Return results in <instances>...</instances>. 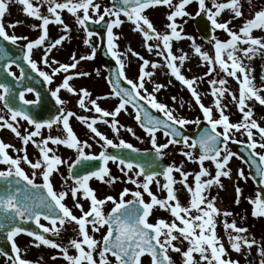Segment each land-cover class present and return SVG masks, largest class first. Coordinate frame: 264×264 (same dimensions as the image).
I'll return each mask as SVG.
<instances>
[{
	"label": "snow or ice",
	"instance_id": "snow-or-ice-1",
	"mask_svg": "<svg viewBox=\"0 0 264 264\" xmlns=\"http://www.w3.org/2000/svg\"><path fill=\"white\" fill-rule=\"evenodd\" d=\"M12 2L20 4L23 13L28 17L41 21L39 25L31 26L33 30L37 27L41 29L38 38L28 40L26 36L9 34L6 30L21 23L15 21L5 25L3 22ZM195 2L198 7L192 14L186 10V6L192 4L193 0H111V6L104 7L97 0H36L35 4L32 0H0V40L13 46L24 40L25 43L19 45L22 59L27 62L32 72L43 78L44 83L51 84L54 76L64 73L61 83L54 89H49L51 98L59 107L56 114L48 118L33 111L34 107L43 108L40 93H37L35 100H26L24 92H20L19 100L23 106H17L12 88L6 83H0V102L6 110V114H0V130H9L22 145L21 148H15L0 139V164L6 166L0 169V236H3L5 243L10 244V251L14 254L9 255L0 245V255L6 256L10 264H39V260L43 259L40 257L33 262L21 257V249L16 242V237L21 234L31 237V244L36 248L46 246L58 250V254L50 258H61L66 264H144V257L148 258V264H175L170 252L179 254L181 264H240L239 260L231 258L229 251L242 254L247 260L254 245L260 258L259 264H264V242L248 234V229L238 226L235 219L229 222L227 217L233 216V213L221 211L216 206V197L210 191L213 187L223 189L221 178L231 179L229 162L237 154L229 148V143H241L248 156L247 159L239 158L250 169L255 168V174L250 175L259 189L254 197L246 199L252 206L251 215L254 218L264 217V126L254 118L250 103L256 102L264 106V74L260 77L261 83L255 84V77L252 75L254 69L250 64L244 63L245 60L251 62L257 56H264V37L252 35L254 29L264 32V7L252 12L249 18L244 15L241 0H210V6L206 0ZM247 4L252 7V0H247ZM156 6L169 9L163 32L158 31L145 14L147 9ZM42 8L45 9L44 12L41 11ZM224 10L230 14L228 20L219 19ZM64 11L74 18L75 25L85 34L83 43L90 48L88 54L78 58L73 52L69 63L50 58L53 50L62 46V42L68 39L71 32L70 26L62 19L61 14ZM202 14L210 22L212 35L208 42L214 49V56L203 51L195 37L184 33L183 25L187 23L184 18L196 19ZM106 17L109 19L106 20ZM177 18H181L182 22L178 23ZM237 18H242V24L234 29L230 25ZM102 22L106 34V54L115 60L118 67L114 70V78L110 73L106 81L110 92L92 98L88 89H77L70 84V81L88 77L91 73L70 70L77 69L81 61L95 58L97 46L92 44L91 38L96 33L90 30V25H101ZM125 22L133 25L132 31L141 35L147 52L161 57L162 63L146 59L131 46L124 52L119 50L116 41L120 37L114 33V29ZM50 24L59 26L64 34L49 40ZM216 30H223L228 39L217 38ZM183 39L191 42L193 52L207 66L204 76L212 77L218 66L226 78L230 77L237 82L238 95L226 87V78H210L207 83L211 86L210 94L214 99L211 107L205 106L196 87L202 77L188 78L182 74L184 62L190 57L183 50H179V55L173 51V42ZM37 48L42 49L40 63L50 68L51 73L42 70L38 62L32 59L33 51ZM8 55L7 46L0 45V59H5ZM129 55L139 61L135 79L126 75L125 61L129 59ZM11 63H15V60H9L4 65L5 70ZM17 67L20 65L17 64ZM161 67L166 68L170 77L186 87L202 113V118L198 116L190 120L174 114L177 112L176 108H170L158 101L156 94L167 85L155 83L152 91L145 87L146 82L154 76L155 70ZM149 68L151 70H147ZM24 74V69L21 68V75L17 80L23 79ZM7 75L14 76V73L8 71ZM96 75H100L98 70ZM168 84H171V80ZM62 89L78 96L77 104L80 109L98 115L90 118L66 110V101L60 96ZM25 91L32 92L33 89L27 88ZM229 97L241 114L238 122L230 121L226 114L228 105L222 103ZM112 98L117 99L118 103L110 111L98 103L99 100ZM171 99L175 102L177 97L173 96ZM128 105L133 109V119L150 140L151 150L148 152L141 153L140 149L124 139L114 142L96 127L98 123L107 125L117 138L121 128H124L140 140L131 127H124L117 119L122 111H128ZM179 107L182 108L183 103ZM150 108L157 110L162 117L154 116ZM213 109L217 113L215 116ZM73 117L86 127L92 134L91 138L99 144L98 153L86 151L92 148V144L78 138L70 125V118ZM202 121L206 122L207 127L200 131L198 137L193 139L184 135L183 129L186 125H200ZM21 122L30 126L23 133L20 130ZM54 126L61 129L62 135L51 134ZM44 130H47V135ZM157 133H162L166 141L158 143ZM237 133L245 136L246 140L237 141ZM29 144L37 152L34 160L29 158L27 152ZM177 145L181 146L180 154L187 161L198 164L197 172L184 171L183 164L162 165L163 157L167 155L166 150L169 146ZM61 146L71 150L74 158L70 156L64 159L58 155L57 151ZM9 148L17 153L15 157L8 153ZM109 148L117 151L110 152ZM206 161L211 162L214 170L205 167ZM109 162L116 165L121 176L112 175ZM22 164L32 170L31 174L25 171ZM62 165L67 169L66 175L60 173ZM54 173L61 177L59 191L53 184ZM174 173L179 174V180ZM38 175L41 183L36 182ZM190 175L194 176V185L188 183ZM236 176L237 181L249 179L242 168L237 170ZM158 177L163 178V183ZM93 179L108 186L117 182L131 184L135 186V190L124 187L118 197L106 195L100 198L90 186L89 182ZM153 184L160 191L166 192L164 198L153 193L150 187ZM176 184L182 185L190 196L186 206L180 203L179 190L174 187ZM234 191V203L239 205L243 190L238 183ZM145 194L149 197L148 201L145 200ZM69 196L79 215L74 214L73 208L65 203ZM129 196L131 199H126ZM81 201H87V209ZM109 203L112 207L105 213L104 206ZM156 208L167 211L172 219L166 221L157 218L155 222H150L149 218ZM219 217H224L222 226L228 248L217 234ZM41 219L47 221L48 225L41 223ZM29 223L34 227H26ZM66 224L73 225L74 232L73 238L66 245L57 243L46 235L58 237ZM102 229L104 231L97 239L95 234L101 233ZM70 248L75 250V254L69 253Z\"/></svg>",
	"mask_w": 264,
	"mask_h": 264
},
{
	"label": "rangeland",
	"instance_id": "rangeland-1",
	"mask_svg": "<svg viewBox=\"0 0 264 264\" xmlns=\"http://www.w3.org/2000/svg\"><path fill=\"white\" fill-rule=\"evenodd\" d=\"M176 2V0H174ZM219 2H227V0H219ZM243 4V12L245 17L250 18V14L254 12L255 10H258L260 7H264V0H252V7H249L247 4V0H241ZM206 3H209L210 6V0H206ZM17 8L16 12L18 13L17 17L21 14L22 6L15 3ZM103 5L102 7H104ZM197 4L195 0H193V3L186 6V10L192 14H194L197 11ZM169 11L165 6H156V7H150L145 11V14L149 17V19L153 22L154 26L157 28L158 31L163 32L164 25L166 24V14ZM11 18L13 17V13L10 12ZM14 18L16 21L23 22L22 19ZM230 18V14L227 10H224L221 13V16L219 19L221 20H228ZM121 19H125L124 17H121ZM187 19V23L183 25L184 33L190 34L196 39V43L199 44L203 51H207L209 55L214 56V49L212 45L208 42L209 39H206L196 28L195 21L196 19ZM177 22L181 23V18H177ZM20 25L24 28L26 26L24 24ZM210 24V22H209ZM242 24V18H237L232 20V23L230 27L238 28ZM33 25L32 22L28 25L27 31H31V26ZM133 25L129 22H125L122 24L119 28L114 29V33H116L120 38L116 41L118 48L121 52H124L128 46H131L133 50L143 55L146 59H149L150 61H155L158 63H162V58L157 57L154 54L148 53L146 48L143 46V40L140 34L135 33L132 31ZM215 35L220 40H226L228 39L226 33L223 30H216ZM252 35L254 37H264V32L260 30L254 29L252 32ZM85 37L83 35H76L75 37L68 36V39H66L62 46H59L56 49V52L50 56V58H55V60L61 62V63H69L70 56L74 52L77 58L80 55H86L90 52V48L83 43ZM92 44L97 46V52L96 56L93 60H85L81 61L78 65L77 69L70 70L71 72H77V71H87L90 72L91 75L88 77H81L78 79H74L73 81H70V84H72L74 87L79 89L80 87H84L88 89L92 93V98H95L96 96H103L110 92V86L106 82L108 79V74L105 71L103 65L101 64L100 58H98V47L100 42L96 40L94 37L91 38ZM152 43V42H150ZM179 50H183V52L188 53L190 59L186 60L184 62L183 68H182V74H184L186 77H202L201 80L197 82V90L202 98V102L205 104V106H212L213 103V97L210 94V85L207 83L208 79L210 78H226L224 73L219 71L217 66V72L213 73L212 77L204 76V73L207 71V66L204 64L203 61L199 59V57L193 52L191 48V42L187 39H183L180 41H174L173 42V51L179 55ZM41 59V57H39ZM126 63V75L128 78L135 79L138 73L137 65L139 64V61L135 58H132L129 55V59L125 61ZM245 64H250V66L254 69L252 72V75L255 77L254 83L259 85L261 83L260 77L262 74H264V56H257L255 57L251 62L245 60ZM55 66V65H54ZM99 71L100 75H96V71ZM147 70H151L150 68ZM64 73L61 72V77H63ZM228 80V84L226 87L229 88V90L233 93H236L238 95V84L237 82L230 78H226ZM171 80V84H168V81ZM160 83L167 85L166 88H163L160 92H158L157 99L160 102L165 103L170 108H176L177 112L174 114L182 115L185 118H188L190 120L195 119L196 117L200 116L202 118V113L200 112L198 106L195 105L194 101L192 100L190 93L186 89L185 86L181 85L178 81H176L174 78L170 77L167 74V69L164 67L158 68L155 70L154 76L151 78V80H148L145 84V87L152 91L154 84ZM264 94V93H262ZM177 97V100L174 102L171 97ZM63 99L66 101V104L68 107L72 108L71 111L76 112L78 115H85L88 117H93L98 114L94 112H88L83 109H80L77 104L78 96L68 93L64 90ZM99 105L106 109V110H112L116 104L118 103V100L115 98L112 99H102L98 101ZM183 103V107H179V105ZM222 103L227 104L228 108L226 110V114L229 115L231 122H238L241 118V114L237 110L234 103L231 102L230 97L226 98L222 101ZM251 106L254 110V118L258 120L259 123H261L262 126H264V106L259 105L256 102H250ZM129 111L124 112L122 111L117 119L119 120L120 124L124 127H131L137 136H139L141 139L137 140L135 137H133L130 133L124 130V128H121L120 130V136L119 138L116 137V135L111 131V129L103 124L98 123L96 127L99 131L104 133L108 138L113 139L114 142H118V139H124L126 142L133 144L136 148L146 151L151 150V143L147 136V134L144 132L143 129L140 128L139 124L133 119V109L129 106ZM81 110V111H79ZM157 111V110H156ZM158 112V111H157ZM214 116L217 115L215 112V109H213ZM73 130H79V134H77L78 138L80 140H87L89 143L92 144L91 149H86V151H93L99 148V144H97L92 138V134L86 129V127L79 121H75L71 124ZM196 124H189L185 126V129L188 131H193L196 128ZM219 130V129H218ZM158 143H163L166 141V138L163 136L162 133H157ZM259 139V137H256ZM235 139L237 141H244L246 140V137L243 135H240L239 133L236 134ZM96 146H94V145ZM230 145V144H229ZM180 145L177 146H169V148L166 150L167 155L163 157V160L168 161L169 163H175L176 165L183 164V170L195 173L199 170V166L197 163L189 162L186 160L184 156L180 154ZM230 148V147H229ZM257 151H260L257 149ZM72 157V156H71ZM240 156L237 154L236 157H233V159L229 162V167L232 170L231 179L228 178H221L222 183L224 185L223 189H220L218 187H213L211 191V195L216 197V206L221 209V211H231L233 213V216L227 217V220L231 222L233 219H235L238 226L246 227L248 229V234L255 237L256 240L264 242V217H253L251 215L252 206L248 203L247 197H254L255 193L259 190L258 187L253 183V179H251L249 171L247 169V166L243 162L242 159L239 158ZM205 167L209 168L210 170H214V166L211 164V162L206 161ZM243 169L245 172V175L249 176V179L247 181H237V170ZM116 172H112V175L115 176H121V173L117 170ZM131 175V173H130ZM177 180H179V174L174 173L173 174ZM158 179L161 180V183H163V178L158 177ZM188 183L190 185H194V176L190 175L188 177ZM239 184V186L242 188V196H241V202L239 205L234 203L235 200V185ZM128 187L132 190H135V186L131 184H125L121 182H117L111 186H108L106 184H102L99 181H96L93 183V188L96 190V194L103 198L106 195H113L118 197V193L124 188ZM151 190L154 194H156L159 198H164L166 196V192L160 191L155 184L151 185ZM176 189H178V197L180 200V203L182 205H187L188 201L190 199L189 194L186 190L183 189V186L180 184L174 185ZM126 199H131V197H126ZM145 200L148 201L149 197L145 194ZM81 203H87V201H81ZM111 205V203H109ZM106 206V205H105ZM77 210V209H76ZM79 211L76 212V215H79ZM241 217H245L244 219H241ZM157 218H163L166 221H170L172 218L169 215L167 211L160 210L158 208L153 210L152 215L150 216V222H155ZM224 217H219L217 220V234L221 238L222 242L224 243L225 247L228 248V240L225 235L222 221ZM64 230L69 231L68 234L59 235V240L56 242H59L62 245H66L70 238H73L74 232H73V225L66 224L64 227ZM91 234V232H90ZM101 233L95 234L96 238L99 239ZM29 240V239H28ZM18 245L20 246L22 250V255L24 256V259H28L30 261L36 262L39 260L40 257H42V260H39V264H66V262L61 259L57 258L55 260L51 259L53 255L58 254V250L52 249L50 247L41 246L39 248H36L32 246L30 241L26 240V237L19 239ZM186 246V243H185ZM70 254H75L74 249H69ZM169 255L172 256L173 260L175 261V264H181L179 254L170 252ZM229 255L232 259L239 260L240 264H259V257L256 253V246L254 245L251 249V255L245 260L244 256L242 254H237L234 251H229ZM144 264H148V258L144 257L142 258ZM0 264H10L7 260L4 258H0Z\"/></svg>",
	"mask_w": 264,
	"mask_h": 264
},
{
	"label": "flooded vegetation",
	"instance_id": "flooded-vegetation-1",
	"mask_svg": "<svg viewBox=\"0 0 264 264\" xmlns=\"http://www.w3.org/2000/svg\"><path fill=\"white\" fill-rule=\"evenodd\" d=\"M32 2L35 4L36 0H32ZM97 2L101 3L102 6L103 5L111 6V0H97ZM16 8H17V6H16L15 2H12V3L9 4V10H8V12L5 14V16L3 18V22H4L5 25L9 24L10 22H15L16 21V20H14V18H16L17 15H18V13L16 12ZM41 11L44 12L45 9L42 8ZM10 12L13 13V15H12L13 17L12 18H11V14H9ZM20 13L21 14L17 18L18 19H22L23 22L21 24H24L26 26V28L22 27L20 25V23H19L14 28H6V30L9 32V34H15L17 36H26L28 38V40H34V39L38 38L39 35L41 34V29L39 27H37L35 30H33V28L31 27V31H27V28L29 27L28 25L30 24V22H32L33 25H39L41 23V21H39V20H37L35 18L28 17L26 14L23 13V11H21ZM61 15H62V19L65 21V23H67L70 26V28H71V32L68 34V36H71V37L74 36L75 37L76 35L79 34V35H83V37H85V34L83 33V31L81 29H79L75 25L74 18L70 14H68L66 11H64ZM106 18H108V17H106ZM48 34H49V40H54V39L58 38L60 35H62L64 33L62 31H60L59 26H57L55 24H50L48 26ZM93 37L101 43V36L100 35L95 34ZM47 42L48 41H46V43ZM24 43H25L24 40H20L18 42V46L22 45ZM58 47L59 46H57V48ZM55 52H56V49L53 50V52L50 54V56H52ZM41 55H42V49L41 48L34 49L33 54H32V59H34V60H36L38 62V66L42 70L51 73V69L50 68H48L44 64L40 63L41 59H39V57H41ZM98 58H99V56H98ZM9 69H10V71L12 73H14V77L16 79L14 81H4L2 83H6L9 86H32V85L36 84L34 81H31V80H21V79L17 80V77H20V75H21V67H17V65L11 63L9 65ZM62 78L63 77H61V73H59L56 76H54L53 80H52V83L51 84H47L48 88L49 89H54L55 87H57L61 83ZM15 92H17V90H13L14 95H15ZM63 94H64V90L62 89L61 92H60V96H61L62 99H63ZM24 95H25V99L26 100H35L37 98V95L35 94L34 91H32V92L25 91ZM19 106H23L22 103H20ZM65 108H66V110H72V108L68 107L67 104L65 105ZM79 111H81V110H79ZM128 111H129V108H128ZM0 114H6V110L3 109L2 102H0ZM75 121H76V119L74 117L70 118V125L73 122H75ZM21 124H22V127H21L20 130H21L22 133H23L25 128H29L30 127L25 122H21ZM74 131H76V133L79 134V130L77 131V130L74 129ZM44 134L45 135L48 134L47 130H44ZM51 134L54 135V136L62 135V131H61V129H59L56 126H54ZM0 139H2L6 143L14 145L15 148H21L22 147L20 140L15 138L14 135L9 130H0ZM49 146L50 147H54L52 145H49ZM7 151L13 157H15L17 155V153L14 152L12 148L7 149ZM99 151H100V147L97 148L96 150L91 151V152L98 153ZM27 152H28V155H29L30 159L34 160L36 158V156H37L36 149L31 144H29L27 146ZM20 154L22 155L23 153H20ZM57 154L60 155L64 159H67L70 156H72L74 158V153L71 150H68V149L64 148L63 146L59 147V149L57 151ZM5 167H6L5 165L0 164V169H3ZM22 167L25 168L26 172L31 174L32 170L27 165H23L22 164ZM108 167L111 169V173L112 172H116L117 173V171H115V170H117V167H116L115 164H112L111 162H109ZM60 173L65 174V175L67 174V169H66L65 166L62 165L60 167ZM52 180H53V184H54L56 190L57 191L61 190V177H60V175L54 173L53 177H52ZM96 181L97 180L93 179V180H91L89 182L90 186L92 188H93V183L96 182ZM36 182L37 183H41L42 182L40 177H39V175L37 176V181ZM65 203L70 208H73V201H72L70 196L66 199ZM84 207H85V209H87L88 204L84 203ZM111 207H112V205L106 204V206H104L105 213L110 211ZM77 211L78 210L73 208L74 214H76ZM41 223H43L45 225H48V222L44 221L43 219H41ZM103 231L104 230L102 229L101 230V234H102ZM68 232L69 231L63 229L60 234L64 236L65 234H68ZM46 235L48 236V238L54 239L56 241L59 240V236L58 237H54L51 234H46ZM24 237H26L27 241H30V242L32 241L31 237H28L26 234H21L20 236L16 237L17 244L19 242V239L24 238ZM57 243H60V241L57 242ZM21 257L24 258V256L22 255V250H21ZM0 258H4L5 260H7V258L2 256V255H0Z\"/></svg>",
	"mask_w": 264,
	"mask_h": 264
},
{
	"label": "water",
	"instance_id": "water-1",
	"mask_svg": "<svg viewBox=\"0 0 264 264\" xmlns=\"http://www.w3.org/2000/svg\"><path fill=\"white\" fill-rule=\"evenodd\" d=\"M196 26H197L199 32L206 39L211 38L212 33L210 31L209 22L206 20V18L203 15H201V17L196 18ZM90 30L99 33L103 39V43H102L100 50H99V55H100V58H101V61L104 65V67L106 68V70L109 73V76L111 73V74H113V78H114V70L118 66L116 65L113 58L109 54H106V41H105L106 34H105V29L103 27V22L101 23V25L91 24ZM0 45H6L8 50H9L8 57L5 59H0V83H2L4 81H14L15 80L14 76H8L7 75V72L9 71V67L7 70H5V68H4V65L6 63H9V60H15V63H13V64H15V65L19 64L20 67L24 69L25 74H24L23 79H21V80H31V81H34L36 83L32 86H9L10 88H12V90H17V92H15V95L17 98L15 101L16 105L19 106V104L22 103L19 100V93L20 92L25 93V89L32 88L36 95H37V93H40L41 102L43 104V108H35L34 107L33 111L43 118H48L50 115L56 114V109L59 106L55 105V101L53 98H51L49 88H48L47 84L43 82V78L39 77L37 73L32 72V70H31L30 66L27 64V62L23 61L22 52L20 51L19 46L10 45L8 42H4L2 40H0ZM17 57H21V58L17 59ZM125 86H127V85L125 84ZM25 107H28V106H25ZM149 110L152 112V114L154 116H161L162 117V114L156 112L154 109L150 108ZM204 127H207V124H206V122L202 121V123L197 126L195 131L189 132L186 129H183V132H184V135L195 139L196 137H198L200 131ZM230 148L233 151H235L240 157H244L245 159H247L248 153H247V151H245V147L241 143H230ZM116 151L117 150H115V149H111L110 152H116ZM123 151L127 152L128 150H123ZM148 151H150V150L141 151V153L148 152ZM196 151L198 153V149ZM133 155H136V154H133ZM162 165H168V163H165L162 160ZM247 167L249 169V172L252 175H254L255 174V168L252 167L250 169L248 165H247ZM253 182L257 185L256 181L253 180ZM0 183H2V182H0ZM26 227L33 228L34 225L29 223L26 225ZM0 245H2L4 247V249L9 252V255H14L10 251V244L5 243L3 236H0Z\"/></svg>",
	"mask_w": 264,
	"mask_h": 264
},
{
	"label": "bare ground",
	"instance_id": "bare-ground-1",
	"mask_svg": "<svg viewBox=\"0 0 264 264\" xmlns=\"http://www.w3.org/2000/svg\"><path fill=\"white\" fill-rule=\"evenodd\" d=\"M101 63H102V61H101ZM103 64V63H102ZM107 73H108V71L107 70H105ZM109 74V73H108Z\"/></svg>",
	"mask_w": 264,
	"mask_h": 264
}]
</instances>
